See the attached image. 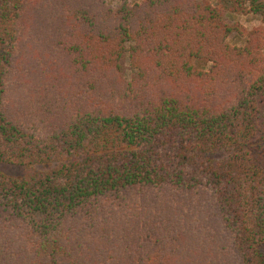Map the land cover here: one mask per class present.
Returning <instances> with one entry per match:
<instances>
[{
	"label": "trees",
	"instance_id": "1",
	"mask_svg": "<svg viewBox=\"0 0 264 264\" xmlns=\"http://www.w3.org/2000/svg\"><path fill=\"white\" fill-rule=\"evenodd\" d=\"M118 1L0 0V264H264V0Z\"/></svg>",
	"mask_w": 264,
	"mask_h": 264
},
{
	"label": "rangeland",
	"instance_id": "2",
	"mask_svg": "<svg viewBox=\"0 0 264 264\" xmlns=\"http://www.w3.org/2000/svg\"><path fill=\"white\" fill-rule=\"evenodd\" d=\"M109 7H118L121 2L118 0H104ZM140 2L141 0H136ZM214 6H217L224 12V20L235 30H233L227 37V42L231 45L244 46L247 33L262 24L261 17L255 13L250 12V6L246 0H210ZM238 29V30H237ZM241 30L242 34H236L235 31ZM130 43H126L125 48L128 49ZM192 64L197 69L208 70L211 62L205 60L192 59ZM122 73L127 80L134 77L136 70L133 69L129 63L128 50H126L121 58ZM48 164L36 165L37 169L48 168ZM0 171L12 175L21 176L25 172V167L10 164L0 163Z\"/></svg>",
	"mask_w": 264,
	"mask_h": 264
}]
</instances>
